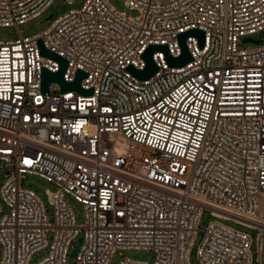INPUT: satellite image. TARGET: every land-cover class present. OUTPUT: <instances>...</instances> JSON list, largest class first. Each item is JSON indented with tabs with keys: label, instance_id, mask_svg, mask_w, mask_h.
<instances>
[{
	"label": "built area",
	"instance_id": "obj_1",
	"mask_svg": "<svg viewBox=\"0 0 264 264\" xmlns=\"http://www.w3.org/2000/svg\"><path fill=\"white\" fill-rule=\"evenodd\" d=\"M55 0H0V27L19 37L0 40V161L9 168L0 189V264H68L79 237L77 264H109L118 252L151 251L153 261L123 256L120 264H191L200 230L199 264H254V240L221 220L257 230L264 255V0H124L132 17L108 0H66L50 28L24 36L20 26ZM205 33L201 48L187 39L193 60L136 78L151 45L181 56L179 36ZM68 61L64 79L87 77L82 88L42 92V71L59 63L41 55L38 40ZM36 175L53 214L23 180ZM84 206L79 225L68 202ZM205 211L216 218L200 226Z\"/></svg>",
	"mask_w": 264,
	"mask_h": 264
},
{
	"label": "rangeland",
	"instance_id": "obj_2",
	"mask_svg": "<svg viewBox=\"0 0 264 264\" xmlns=\"http://www.w3.org/2000/svg\"><path fill=\"white\" fill-rule=\"evenodd\" d=\"M75 1H76V7L81 8L86 0H75ZM108 1L112 6H114L120 12H125L127 15L132 16V17H136L138 15L137 11H132L127 7L124 0H108ZM64 7H66V0H55L54 4L42 16L20 26V30L22 31L24 36H33L35 34L46 31L47 29L50 28L51 24L53 23L55 19H57L59 16L64 14L65 12L63 11ZM18 37L19 35H18V30L16 27H12V28L0 27V40H14ZM255 38L257 40H260V39L264 40V31L256 35ZM254 47H256V44L253 42H247L245 44L241 43V48H244V49H251ZM9 173H10V168L4 162L0 161V189L4 185L7 175ZM23 185L25 187H31L34 191L38 193L39 197L41 198V200L47 207L50 217H52L53 207L50 203V197H49L48 191L54 192L56 190L55 186L36 175H28L27 178L23 180ZM67 199L77 216L78 224L79 225L84 224V221H85L84 206L72 197H68ZM0 207L2 208L4 214H7L10 211L9 207L4 202L1 196V193H0ZM261 208H262V198H261ZM260 215L264 218V214L262 215V213H260ZM215 220L216 218L213 217L209 211H205L200 220V226L202 228H207L209 224ZM221 222H223L224 224L234 229L247 232L248 234H250V236L255 241L254 247H253V259H254V264H257L258 254L256 253L255 244H256V236H257L258 231L244 227L232 220H221ZM204 238H205V231L200 230L198 232L195 243L191 250V254H190L191 264H199L198 250ZM77 245L78 244L76 241L75 246L77 247ZM71 252L68 257V264H77L76 256H73ZM47 255H48V250H44L40 253H37L32 258L29 264H37ZM123 256H128V257H131L137 260L153 261L154 259V255L151 251L133 250L129 252H123L122 254L118 252L115 256H113L109 264H120ZM1 258H2V248L0 245V259ZM262 264H264V255H263Z\"/></svg>",
	"mask_w": 264,
	"mask_h": 264
},
{
	"label": "water",
	"instance_id": "obj_3",
	"mask_svg": "<svg viewBox=\"0 0 264 264\" xmlns=\"http://www.w3.org/2000/svg\"><path fill=\"white\" fill-rule=\"evenodd\" d=\"M63 11H66V7L63 8ZM191 36L197 37L199 40V45L202 48L204 46L205 41V33L201 30H191L179 36V45L181 48V56L173 57L167 46L163 45H151L148 50L144 53L143 59L145 61L146 67L144 70H137L133 66L129 68V71L140 80H148L152 78L158 71V67L153 59V56L156 52L161 51L165 54V58L170 67H183L189 64L193 57L187 46V39ZM244 42H253L255 44H260L262 40H252L250 38L245 39ZM38 46L41 52V55L45 58L51 59L59 63V71L51 72L49 69L44 68L42 71V92L48 93L50 85L53 83H57L61 86L62 92L76 91L77 93L83 96H91L93 94V90H86L82 88V80L87 77V74L78 70L75 80L73 82H67L64 79L66 69L68 67V61L56 53L48 50L42 39L38 40ZM83 243V238L79 237L77 239V247L72 250V255L77 256L80 246Z\"/></svg>",
	"mask_w": 264,
	"mask_h": 264
},
{
	"label": "bare ground",
	"instance_id": "obj_4",
	"mask_svg": "<svg viewBox=\"0 0 264 264\" xmlns=\"http://www.w3.org/2000/svg\"><path fill=\"white\" fill-rule=\"evenodd\" d=\"M260 213H262V215L264 214V194L262 195V208L260 210Z\"/></svg>",
	"mask_w": 264,
	"mask_h": 264
}]
</instances>
